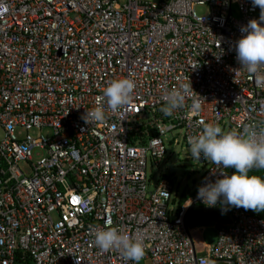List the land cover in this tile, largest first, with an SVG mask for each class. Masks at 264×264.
I'll list each match as a JSON object with an SVG mask.
<instances>
[{
  "label": "built area",
  "instance_id": "built-area-1",
  "mask_svg": "<svg viewBox=\"0 0 264 264\" xmlns=\"http://www.w3.org/2000/svg\"><path fill=\"white\" fill-rule=\"evenodd\" d=\"M0 5V264H135L95 245L92 229L107 227L143 242L139 264H264L255 211L231 208L201 251L185 230L187 207L205 206L198 188L229 169L196 159L200 184L177 207L168 180L150 187L146 172L175 129L189 146L208 123L241 135L264 128V67L249 74L234 50L241 26L259 19L251 0ZM124 78L133 98L113 113L103 92ZM190 82L184 105L164 115L163 97ZM98 106L104 121L85 123Z\"/></svg>",
  "mask_w": 264,
  "mask_h": 264
},
{
  "label": "clouds",
  "instance_id": "clouds-1",
  "mask_svg": "<svg viewBox=\"0 0 264 264\" xmlns=\"http://www.w3.org/2000/svg\"><path fill=\"white\" fill-rule=\"evenodd\" d=\"M251 4L260 9L259 19L250 20L241 26L242 35L235 42L234 50L240 68L255 74L260 67H264V0H251ZM135 87L131 78L114 80L103 92L102 99L106 98L108 108L117 113L132 100ZM192 91L191 82L172 90L163 97L164 106L160 111L171 116L184 105ZM198 109L199 105H193V111ZM82 118L87 124L102 122L105 112L98 106L86 111ZM188 143L194 159L200 160L203 157L217 168L234 169L231 175L222 171L223 178L199 187L197 199L207 207L219 204L222 213L233 207L264 212V177L250 175L254 169H264V128L257 130L252 127L241 135L235 131L223 132L217 124L208 123ZM92 232L95 245L104 252L120 250L126 260L135 264H139L145 256L142 241L130 238L115 227L93 228Z\"/></svg>",
  "mask_w": 264,
  "mask_h": 264
},
{
  "label": "rangeland",
  "instance_id": "rangeland-1",
  "mask_svg": "<svg viewBox=\"0 0 264 264\" xmlns=\"http://www.w3.org/2000/svg\"><path fill=\"white\" fill-rule=\"evenodd\" d=\"M197 13H205L206 8L195 6ZM224 125H227L225 122ZM227 129V126L224 130ZM181 129H175L171 133L163 136L165 145L164 159L155 165L150 160L147 162V175L150 179V187L160 179L165 178L172 185L170 205L177 206L182 193L191 196L200 184L204 167L191 156L190 145L183 142ZM173 138H177L178 145H173ZM42 154L40 150H33L34 159ZM201 206V205H200ZM207 207V206H204ZM220 209L221 206L219 205ZM220 216L228 219V210L224 213L220 210ZM189 232L194 240L195 248L198 251L199 246L203 243H211L216 233V223L208 220L191 221L188 224ZM197 230V232H196ZM200 249V248H199Z\"/></svg>",
  "mask_w": 264,
  "mask_h": 264
},
{
  "label": "water",
  "instance_id": "water-1",
  "mask_svg": "<svg viewBox=\"0 0 264 264\" xmlns=\"http://www.w3.org/2000/svg\"><path fill=\"white\" fill-rule=\"evenodd\" d=\"M233 171L234 169L230 168L228 170V175H231ZM220 210L221 209L219 207V204L216 207H204L197 205L193 202L187 207L185 212L184 227L187 232L188 238L191 241L193 249H194V243L188 229V224L191 221L208 220L215 222L217 226L222 225L226 223V220L220 216Z\"/></svg>",
  "mask_w": 264,
  "mask_h": 264
},
{
  "label": "trees",
  "instance_id": "trees-1",
  "mask_svg": "<svg viewBox=\"0 0 264 264\" xmlns=\"http://www.w3.org/2000/svg\"><path fill=\"white\" fill-rule=\"evenodd\" d=\"M234 172V171H233ZM250 175H259V176H262L264 177V169H254ZM165 179V178H163ZM195 193V192H194ZM192 193V195L194 194ZM189 196H187L186 194L182 193L180 195V198H179V202H178V206H180L182 203H184L187 199H188ZM253 211V210H252ZM260 216H262L264 218V212H259L258 213ZM227 221V219H225Z\"/></svg>",
  "mask_w": 264,
  "mask_h": 264
},
{
  "label": "crops",
  "instance_id": "crops-1",
  "mask_svg": "<svg viewBox=\"0 0 264 264\" xmlns=\"http://www.w3.org/2000/svg\"><path fill=\"white\" fill-rule=\"evenodd\" d=\"M189 197H190V196H189ZM189 197H188V198H189ZM173 207H177V206H173ZM216 230H217V225H216ZM196 232H197V230H196ZM215 236H216V233H215ZM191 237H192V236H191ZM214 239H215V237H214ZM214 239H213V241H212L211 243L214 242ZM192 240H193V238H192ZM193 243H194V240H193ZM211 243H205V244L203 243V245L199 246L200 249L198 248V250L201 251V250L204 248L205 245H208V244H211ZM194 246H195V244H194Z\"/></svg>",
  "mask_w": 264,
  "mask_h": 264
}]
</instances>
